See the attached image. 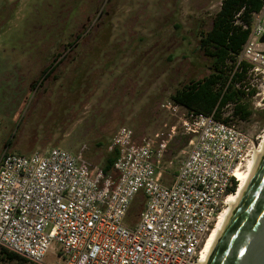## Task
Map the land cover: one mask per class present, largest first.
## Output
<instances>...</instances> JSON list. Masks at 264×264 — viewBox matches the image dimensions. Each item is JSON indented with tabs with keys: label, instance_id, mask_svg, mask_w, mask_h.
<instances>
[{
	"label": "rangeland",
	"instance_id": "374dc122",
	"mask_svg": "<svg viewBox=\"0 0 264 264\" xmlns=\"http://www.w3.org/2000/svg\"><path fill=\"white\" fill-rule=\"evenodd\" d=\"M221 3L0 0V157L57 146L104 166L112 137L128 126L138 139L172 133L165 166L176 172L192 133L185 124L190 113L171 96L208 72L199 34L212 25ZM58 53V69L32 89ZM80 72L84 78L76 86ZM251 104L249 120H231L251 142L242 167L264 136V92ZM164 178L171 181L168 173ZM55 247L46 264L57 263ZM0 264L17 262L0 256Z\"/></svg>",
	"mask_w": 264,
	"mask_h": 264
},
{
	"label": "built area",
	"instance_id": "2783aa9c",
	"mask_svg": "<svg viewBox=\"0 0 264 264\" xmlns=\"http://www.w3.org/2000/svg\"><path fill=\"white\" fill-rule=\"evenodd\" d=\"M262 1L241 55L251 64L243 87L256 91L252 98L264 92ZM185 124L192 136L173 173L165 166L173 134L138 139L128 126L112 137L108 172L63 147L4 152L0 248L31 264H46L53 244L56 264H198L251 142L231 120L190 112Z\"/></svg>",
	"mask_w": 264,
	"mask_h": 264
},
{
	"label": "trees",
	"instance_id": "16d2710c",
	"mask_svg": "<svg viewBox=\"0 0 264 264\" xmlns=\"http://www.w3.org/2000/svg\"><path fill=\"white\" fill-rule=\"evenodd\" d=\"M262 5V0H222L212 25L199 34V48L207 58L208 72L178 87L171 96L174 104L185 107L189 113L212 115L222 121H230L234 117L249 120L253 116L255 110L251 98L256 91L247 92L243 87L251 64L241 58V55L251 32L254 13L260 11ZM61 55L58 53L53 57L51 63L42 70L32 89L58 69L63 60ZM83 78L84 75L80 72L74 78V84L77 86ZM11 144L12 139L9 137L5 146ZM116 155V150L109 152L104 163L105 171L113 168ZM235 188L236 182L233 190ZM141 209V201L136 198L131 207L132 214H139ZM0 256L15 260L17 264L28 262L23 256L6 248L0 250Z\"/></svg>",
	"mask_w": 264,
	"mask_h": 264
},
{
	"label": "water",
	"instance_id": "95a60500",
	"mask_svg": "<svg viewBox=\"0 0 264 264\" xmlns=\"http://www.w3.org/2000/svg\"><path fill=\"white\" fill-rule=\"evenodd\" d=\"M198 264H264V140Z\"/></svg>",
	"mask_w": 264,
	"mask_h": 264
},
{
	"label": "bare ground",
	"instance_id": "6f19581e",
	"mask_svg": "<svg viewBox=\"0 0 264 264\" xmlns=\"http://www.w3.org/2000/svg\"><path fill=\"white\" fill-rule=\"evenodd\" d=\"M263 140H264V136H263V138H262V141H261V143H260L258 149H260V148L262 147V142H263ZM258 149H257V150H258ZM252 161H253V157L250 158V159L247 161V163H246L245 166H243V167H242V166H239V167H238V169H237V171H236V177H237V180H238V182H239V183H238V186H237V189H236V191H235L234 193H232V194L230 195V197L228 198V201H227V205H226V207L224 208L222 214L220 215V217H219V219H218L216 225L214 226L212 232H211L210 235L208 236V239H207V241L205 242V245H204L203 250H202V253H201L200 261H201L202 258L206 255V253H207V251H208V249H209L210 243H211V239H212L213 235L215 234L217 228L219 227V225H220V223H221V221H222L224 215L226 214V212H227V210H228V205H229L230 201H231V200H232V199L238 194V192H239V190H240V188H241V186H242V184H243V182H244V180H245V177H246V175H247V173H248V171H249V169H250V167H251V165H252ZM200 261H199V262H200Z\"/></svg>",
	"mask_w": 264,
	"mask_h": 264
},
{
	"label": "flooded vegetation",
	"instance_id": "af4514ba",
	"mask_svg": "<svg viewBox=\"0 0 264 264\" xmlns=\"http://www.w3.org/2000/svg\"><path fill=\"white\" fill-rule=\"evenodd\" d=\"M81 37V35H78V38H80ZM74 46V45H73ZM34 84V83H33ZM33 84H32V86H33Z\"/></svg>",
	"mask_w": 264,
	"mask_h": 264
}]
</instances>
